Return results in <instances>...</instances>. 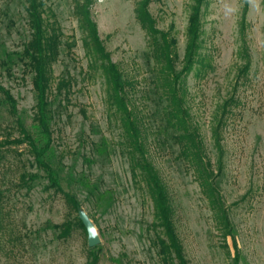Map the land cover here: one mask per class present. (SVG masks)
Here are the masks:
<instances>
[{
    "label": "rangeland",
    "instance_id": "374dc122",
    "mask_svg": "<svg viewBox=\"0 0 264 264\" xmlns=\"http://www.w3.org/2000/svg\"><path fill=\"white\" fill-rule=\"evenodd\" d=\"M141 1L38 0L52 53L47 159L60 188L47 187L25 145L0 148V264H92L94 258L95 264H162L160 230L86 13L121 73L187 264H264V0H203L200 48L177 88L189 130L211 166L206 182L185 141L176 140L182 132L169 120L159 41L136 17ZM194 1L148 0L146 7L154 28L176 40L175 72L183 67ZM26 16L25 0H0V57L21 52L29 41ZM23 71L19 62L8 75L0 69V142L19 137L23 128L39 147L32 74ZM59 80L65 81L60 94ZM22 173L37 174L29 191L20 183ZM80 215L94 228L98 243L92 247Z\"/></svg>",
    "mask_w": 264,
    "mask_h": 264
},
{
    "label": "trees",
    "instance_id": "16d2710c",
    "mask_svg": "<svg viewBox=\"0 0 264 264\" xmlns=\"http://www.w3.org/2000/svg\"><path fill=\"white\" fill-rule=\"evenodd\" d=\"M25 2L26 17L30 29V39L24 45L21 52L5 53L3 57H0V69L8 75L12 71L16 62H19L24 69L23 72L32 74L31 84L35 98V120L41 138V146L38 147L34 138L23 128H20V136L0 142V148L9 149L25 145L31 160V166H33L37 172L42 174V177L47 181L48 188L58 190L60 188L58 173L47 159L53 143L51 130L52 116L50 113V102L48 98L50 93L51 47H49L46 42L47 35L43 27L41 13L38 11V0H25ZM147 4L148 0L140 2L139 9L136 11V17L142 28L146 30L149 35L155 37L159 41L157 58L164 63L160 72L162 75V89L164 90L170 107L168 112L169 120L173 122V126L178 131L182 132L180 135L176 136V140L180 143L185 141L186 152L189 154L191 160L198 166L199 178L206 182L208 181L210 174H212V171L210 170L211 166L210 163L204 161L202 157L201 141L199 137H197L194 130H189V124L182 106L183 101L177 88V83L180 77L186 75L192 70L200 48V18L203 0H195L191 7L185 31L186 43L182 61L183 67L179 72H175L174 70L176 40L173 37H170L169 33L158 31L154 28V20L149 15L148 11H146ZM86 21L89 25L91 40L95 49L106 61L104 68L113 92L114 106L116 107V112L119 114L121 128L126 137V142L131 153L136 156V158H134L135 166L148 191L155 224L160 230V238L157 247L162 264H187L182 246L173 227L172 209L166 188L157 171L146 156L144 144L141 140L137 126L135 125L133 114L127 106L123 94L121 73L105 53L104 48L99 41L96 27L94 23L89 20L87 13ZM242 56H244V54H242ZM246 69L247 64L243 71ZM64 87L65 81L59 80L55 87L56 93L60 94ZM0 90H3L1 86ZM5 98L6 102L10 103L11 106L15 105L16 102L8 91L5 92ZM213 135L216 140L215 145L219 149V142L215 131ZM36 175L37 174L32 173L20 174V183L27 189V191L31 190L34 181L37 179ZM68 199L76 212H79L77 201L71 196H68ZM224 221L226 222V218ZM78 222L80 226L85 229L79 217ZM95 262L96 258L93 259L92 264H95Z\"/></svg>",
    "mask_w": 264,
    "mask_h": 264
},
{
    "label": "water",
    "instance_id": "95a60500",
    "mask_svg": "<svg viewBox=\"0 0 264 264\" xmlns=\"http://www.w3.org/2000/svg\"><path fill=\"white\" fill-rule=\"evenodd\" d=\"M79 218H80L83 226L85 227V230L87 231V234H88V245L90 247L96 245L98 242H97V238H96V234H95L93 226L83 216L80 215Z\"/></svg>",
    "mask_w": 264,
    "mask_h": 264
}]
</instances>
